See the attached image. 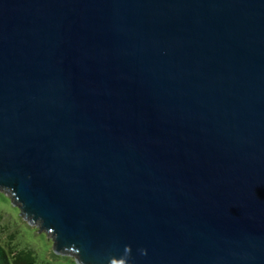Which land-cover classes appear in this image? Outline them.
<instances>
[{
    "label": "water",
    "instance_id": "water-1",
    "mask_svg": "<svg viewBox=\"0 0 264 264\" xmlns=\"http://www.w3.org/2000/svg\"><path fill=\"white\" fill-rule=\"evenodd\" d=\"M0 192L76 264H264V0H0Z\"/></svg>",
    "mask_w": 264,
    "mask_h": 264
},
{
    "label": "rangeland",
    "instance_id": "rangeland-1",
    "mask_svg": "<svg viewBox=\"0 0 264 264\" xmlns=\"http://www.w3.org/2000/svg\"><path fill=\"white\" fill-rule=\"evenodd\" d=\"M0 246L10 258L14 252L30 251L37 264H76L68 255L55 254L52 238L28 223L4 192H0Z\"/></svg>",
    "mask_w": 264,
    "mask_h": 264
},
{
    "label": "trees",
    "instance_id": "trees-1",
    "mask_svg": "<svg viewBox=\"0 0 264 264\" xmlns=\"http://www.w3.org/2000/svg\"><path fill=\"white\" fill-rule=\"evenodd\" d=\"M11 256L10 258L0 246V264H37L30 251L14 252Z\"/></svg>",
    "mask_w": 264,
    "mask_h": 264
}]
</instances>
